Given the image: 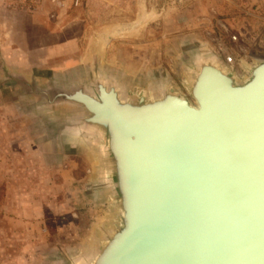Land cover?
Returning <instances> with one entry per match:
<instances>
[{"label":"water","instance_id":"obj_1","mask_svg":"<svg viewBox=\"0 0 264 264\" xmlns=\"http://www.w3.org/2000/svg\"><path fill=\"white\" fill-rule=\"evenodd\" d=\"M205 53L184 76L192 102L99 78L36 93L96 143L112 205L77 264H264V60L237 77Z\"/></svg>","mask_w":264,"mask_h":264},{"label":"rangeland","instance_id":"obj_2","mask_svg":"<svg viewBox=\"0 0 264 264\" xmlns=\"http://www.w3.org/2000/svg\"><path fill=\"white\" fill-rule=\"evenodd\" d=\"M43 1L49 12L63 8L62 21L79 22L90 40L104 35L96 43L108 73L133 82L127 88L115 81L125 90L171 86L192 100L184 88L192 57L222 43L238 76L264 59V0ZM67 109L42 103L36 92L0 95V264H77L110 219L93 161L96 143L70 131Z\"/></svg>","mask_w":264,"mask_h":264},{"label":"crops","instance_id":"obj_3","mask_svg":"<svg viewBox=\"0 0 264 264\" xmlns=\"http://www.w3.org/2000/svg\"><path fill=\"white\" fill-rule=\"evenodd\" d=\"M48 3L43 1L26 10L0 0V95L4 90L10 96L31 98L40 88L81 84L97 73L127 88L134 87L128 79L108 73L112 67L106 62L104 48L96 43L97 37L104 35L90 40L79 22L62 21L63 8L49 12Z\"/></svg>","mask_w":264,"mask_h":264},{"label":"built area","instance_id":"obj_4","mask_svg":"<svg viewBox=\"0 0 264 264\" xmlns=\"http://www.w3.org/2000/svg\"><path fill=\"white\" fill-rule=\"evenodd\" d=\"M6 2L9 7H14L17 9H26V10L27 9L32 10L34 6H37L40 4V0H6ZM229 38H230V41H232V43L237 42L235 34H231ZM214 52L216 53L214 54L220 57L227 66L230 65L232 61L235 62L236 60L230 48L224 45L223 43L218 44Z\"/></svg>","mask_w":264,"mask_h":264},{"label":"bare ground","instance_id":"obj_5","mask_svg":"<svg viewBox=\"0 0 264 264\" xmlns=\"http://www.w3.org/2000/svg\"><path fill=\"white\" fill-rule=\"evenodd\" d=\"M210 52H211V51H210ZM212 53L214 54L215 52H212ZM201 54L204 55V54H207V53H205V52L202 51ZM215 54H216V53H215ZM215 54H214V55H215ZM204 56H205V55H204ZM215 56H216V55H215ZM217 57H218V56H217ZM258 60H262V59H258ZM263 60H264V59H263ZM233 63H234V61H232V62L230 63V65H228V67L234 72V75H236V76L238 77V74H237V73L233 70V68L231 67V66L233 65ZM251 65H252V64H251ZM247 66H249V65H247ZM247 66H246V67H247ZM240 76H242V75H240ZM243 76H244V75H243ZM95 78H96V79H97V78L102 79V78L99 76V73H97V74L94 75V77L92 78V80H88V81H86V82H84V83L81 82V84H85V85L87 86V88H89V87H88V84L91 83ZM103 81H104V80H103ZM114 81H116V80H114ZM72 84H79V83L77 82V83H72ZM72 84H70V85H72ZM117 84H118V83H117ZM118 86H119L120 88L123 89V87H122L121 85L118 84ZM118 86H117V87H118ZM184 86H185V82H184ZM184 88H185V87H184ZM179 96H182V95H179ZM190 101H192V100H190ZM69 109L71 110V108H69ZM71 111H73V110H71ZM73 113H74V112H73ZM77 143H78V142H77ZM93 154H94V157H93L94 160H93V161L96 162V160L98 159V157L96 156V150H94V153H93ZM107 198H108V197H107ZM111 206H112V205H111V203H110V204H109V210L107 211V212H110V213L108 214L109 216H112V215H111V209H112ZM109 218H110V217H109ZM54 263H55V262H54Z\"/></svg>","mask_w":264,"mask_h":264}]
</instances>
